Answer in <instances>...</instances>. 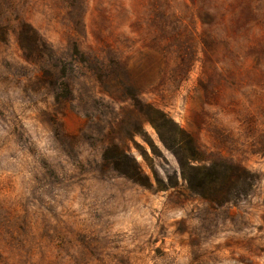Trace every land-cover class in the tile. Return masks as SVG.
<instances>
[{
	"label": "rangeland",
	"instance_id": "obj_1",
	"mask_svg": "<svg viewBox=\"0 0 264 264\" xmlns=\"http://www.w3.org/2000/svg\"><path fill=\"white\" fill-rule=\"evenodd\" d=\"M0 264H264V0H0Z\"/></svg>",
	"mask_w": 264,
	"mask_h": 264
},
{
	"label": "trees",
	"instance_id": "obj_2",
	"mask_svg": "<svg viewBox=\"0 0 264 264\" xmlns=\"http://www.w3.org/2000/svg\"><path fill=\"white\" fill-rule=\"evenodd\" d=\"M23 36L20 37V47L25 53V57L32 55V50L37 47V37L33 33H28L24 31L22 33ZM27 51V53H26ZM147 108V111L150 114H155L163 121V123L167 120L166 116L161 113V111L155 109L152 105L147 104L144 106ZM158 122L159 119L157 120ZM150 125L154 124L152 119L148 120ZM153 126V125H152ZM187 144L192 142L188 136ZM118 150V157L116 158L115 164L118 170L125 168L126 172H124L125 176L129 177V179L133 180L136 184L142 187H148L151 183V178L147 176L140 166L134 161L133 164L128 163L125 158V152L116 147ZM190 149V155L187 159H178L180 176L181 179L187 184V187L190 190L195 191L197 194L202 193L208 197V200L216 205H222L225 203H229L230 201L225 197L226 192H229L230 189H233L237 186L238 182L243 181L244 185L249 186L247 184V179L250 177V174L246 171V169L242 167L233 168V171L230 174H226V172L221 175V170L219 167L212 166L207 168L202 167H194L195 163L200 161L199 157H196V151L193 148ZM122 172V171H121Z\"/></svg>",
	"mask_w": 264,
	"mask_h": 264
}]
</instances>
